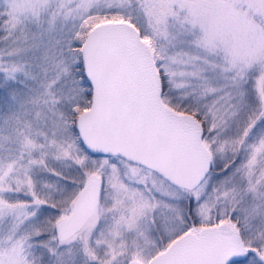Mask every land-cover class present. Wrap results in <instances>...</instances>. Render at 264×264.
<instances>
[{"label": "snow or ice", "instance_id": "6c2138e0", "mask_svg": "<svg viewBox=\"0 0 264 264\" xmlns=\"http://www.w3.org/2000/svg\"><path fill=\"white\" fill-rule=\"evenodd\" d=\"M0 264H264V0H0Z\"/></svg>", "mask_w": 264, "mask_h": 264}]
</instances>
